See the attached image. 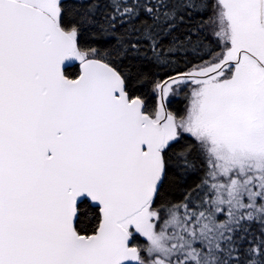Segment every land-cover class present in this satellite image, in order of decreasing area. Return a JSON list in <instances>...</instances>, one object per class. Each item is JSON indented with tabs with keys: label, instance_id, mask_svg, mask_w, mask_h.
Wrapping results in <instances>:
<instances>
[{
	"label": "snow or ice",
	"instance_id": "6c2138e0",
	"mask_svg": "<svg viewBox=\"0 0 264 264\" xmlns=\"http://www.w3.org/2000/svg\"><path fill=\"white\" fill-rule=\"evenodd\" d=\"M0 264H264V0H0Z\"/></svg>",
	"mask_w": 264,
	"mask_h": 264
}]
</instances>
